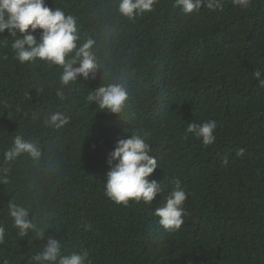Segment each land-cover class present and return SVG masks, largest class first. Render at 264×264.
<instances>
[{
    "label": "trees",
    "instance_id": "16d2710c",
    "mask_svg": "<svg viewBox=\"0 0 264 264\" xmlns=\"http://www.w3.org/2000/svg\"><path fill=\"white\" fill-rule=\"evenodd\" d=\"M45 2L77 18L102 67L65 87L61 101L62 68L20 63L13 38L0 34V170H9L0 171V264H29L49 237L64 252L87 251V264H264V88L253 76L264 78V0L192 14L157 0L133 20L118 14L119 0ZM113 82L128 89L122 114L87 100ZM53 112L70 123L45 125ZM210 120L216 141L205 146L186 129ZM131 134L150 144L158 166L148 179L165 186L151 204L104 195L110 153ZM16 135L41 145L39 161H5ZM176 180L189 195L184 224L168 232L154 211ZM12 202L37 217L42 238L18 236Z\"/></svg>",
    "mask_w": 264,
    "mask_h": 264
},
{
    "label": "clouds",
    "instance_id": "9594fccd",
    "mask_svg": "<svg viewBox=\"0 0 264 264\" xmlns=\"http://www.w3.org/2000/svg\"><path fill=\"white\" fill-rule=\"evenodd\" d=\"M250 2L233 0V4L245 8ZM156 3L157 0H119L117 11L121 17L133 20L153 11ZM174 6L185 14H192L202 7L210 11L222 10L224 3L223 0H174ZM38 29L41 30L39 38L34 35ZM5 30L8 37L13 38L11 49L20 63L40 60L62 68L59 77L61 87L56 92L61 101L67 98L63 90L65 87L76 84L78 77L94 75L98 67H102L94 51L95 40L90 37L81 40L77 18L58 7L49 8L45 0H0V34ZM253 76L264 88L262 72L255 71ZM128 99V89L120 82L102 84L89 91L87 96L89 102H94L102 111L111 114H122L128 106ZM43 122L59 130L70 123V118L61 112H53ZM216 129L217 122L210 120L202 124L191 123L186 131L207 146L216 141ZM151 151L150 144L140 134L117 138L108 160L110 170L104 182V195L118 205H127L130 201L151 204L158 194H163L165 186L162 187L155 179H148L158 166L157 159L150 155ZM239 154L242 155L243 150ZM25 155L39 161L42 157L41 145L16 135L12 146L5 150L4 159L12 162ZM224 162L227 163V160ZM0 171L6 174L9 170L5 168ZM188 195L181 182L176 180L174 188L166 197L163 196V206L157 207L154 214L165 231H177L184 224V205ZM8 214L19 237H27L30 233H36L37 239L43 237L45 231L38 227V219L28 207L16 202L9 203ZM5 241L6 231L0 226V245ZM87 258V251L64 252L61 241L49 237L29 264H87Z\"/></svg>",
    "mask_w": 264,
    "mask_h": 264
}]
</instances>
